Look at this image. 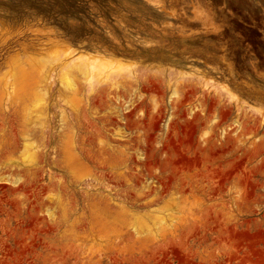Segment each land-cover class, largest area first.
Here are the masks:
<instances>
[{"label": "rangeland", "instance_id": "374dc122", "mask_svg": "<svg viewBox=\"0 0 264 264\" xmlns=\"http://www.w3.org/2000/svg\"><path fill=\"white\" fill-rule=\"evenodd\" d=\"M0 264H264V0H0Z\"/></svg>", "mask_w": 264, "mask_h": 264}, {"label": "bare ground", "instance_id": "6f19581e", "mask_svg": "<svg viewBox=\"0 0 264 264\" xmlns=\"http://www.w3.org/2000/svg\"><path fill=\"white\" fill-rule=\"evenodd\" d=\"M99 59V58H98ZM94 60V59H93ZM102 60V59H101ZM100 60V61H101ZM72 61V60H71ZM78 61V60H77ZM99 61V62H100ZM86 62V61H85ZM89 62V61H88ZM96 62V61H95ZM103 62V61H102ZM101 62V64H104V65H106V61H104V63H102ZM87 63V62H86ZM86 65V64H85ZM84 65V66H85ZM108 65V64H107ZM109 66V65H108ZM107 66V67H108ZM104 67V66H103ZM106 67V68H107ZM81 68H82V66H81ZM79 71V70H78ZM81 72V71H80ZM111 72V71H110ZM82 74L84 75V77H85V79L87 80V84H91L92 83V78H94V77H96V78H98V81L99 80H101L102 81V79L103 80H106V78L107 77H109L110 75V73L109 74H107V73H105V71H103V69L102 68H100V66H98L97 64H95V63H89L88 65H86L85 66V68H84V70H83V72H82ZM109 75V76H108ZM109 79V78H108ZM107 79V80H108ZM97 80V79H96ZM101 81H99V82H101ZM94 82V81H93ZM114 83V82H113ZM70 84V83H69ZM110 84V83H109ZM108 85V84H107ZM90 86V85H89ZM109 86V85H108ZM107 87V86H106ZM71 88V87H70ZM105 89V88H104ZM103 90V89H102ZM98 91V90H97ZM109 92V91H108Z\"/></svg>", "mask_w": 264, "mask_h": 264}]
</instances>
